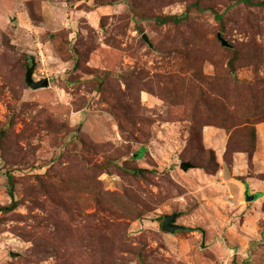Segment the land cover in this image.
I'll return each instance as SVG.
<instances>
[{
  "label": "rangeland",
  "instance_id": "1",
  "mask_svg": "<svg viewBox=\"0 0 264 264\" xmlns=\"http://www.w3.org/2000/svg\"><path fill=\"white\" fill-rule=\"evenodd\" d=\"M0 264H264V0H0Z\"/></svg>",
  "mask_w": 264,
  "mask_h": 264
},
{
  "label": "water",
  "instance_id": "2",
  "mask_svg": "<svg viewBox=\"0 0 264 264\" xmlns=\"http://www.w3.org/2000/svg\"><path fill=\"white\" fill-rule=\"evenodd\" d=\"M143 38L147 40L146 36L143 35ZM217 38L220 40L222 45H227V41L222 38L220 33L217 34ZM33 70H34V60L31 59V64L27 66L24 74V81L26 85L31 89H38V88H44L49 85L48 78L44 77L38 80L33 79ZM180 167L183 170H187L190 167H193V165L190 162H181ZM254 199V195H246V200L251 201ZM176 220V213L166 215L164 217L163 221V229L167 232H174L176 229H189L187 226H183L180 224H177L175 222Z\"/></svg>",
  "mask_w": 264,
  "mask_h": 264
},
{
  "label": "trees",
  "instance_id": "3",
  "mask_svg": "<svg viewBox=\"0 0 264 264\" xmlns=\"http://www.w3.org/2000/svg\"><path fill=\"white\" fill-rule=\"evenodd\" d=\"M246 2H250V0H245ZM216 17L217 18H220V16L219 15H217L216 14ZM184 18V15H172V16H164V17H162V18H159V20L160 21H162V22H164V21H166V20H168V19H171L172 21H174V22H179L180 20H182ZM142 151H144V149L142 148L139 152H138V156L141 154V152ZM134 172H136V173H139L140 172V169L139 168H137V169H135V171ZM7 179H8V181H9V183H10V188H9V195H10V197H11V203L9 204V206H2L1 207V209H3V210H5V209H7V208H12L13 206H15L16 205V200L14 199V196H13V190H12V182H11V180H12V176L9 174L8 176H7Z\"/></svg>",
  "mask_w": 264,
  "mask_h": 264
}]
</instances>
